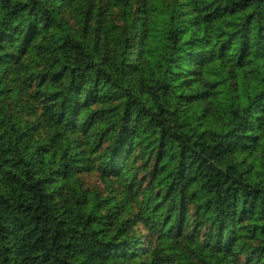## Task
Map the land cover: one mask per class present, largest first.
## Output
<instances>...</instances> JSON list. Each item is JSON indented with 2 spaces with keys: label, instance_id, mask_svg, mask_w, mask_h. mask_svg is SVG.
I'll list each match as a JSON object with an SVG mask.
<instances>
[{
  "label": "trees",
  "instance_id": "obj_1",
  "mask_svg": "<svg viewBox=\"0 0 264 264\" xmlns=\"http://www.w3.org/2000/svg\"><path fill=\"white\" fill-rule=\"evenodd\" d=\"M0 264H264V0H0Z\"/></svg>",
  "mask_w": 264,
  "mask_h": 264
}]
</instances>
